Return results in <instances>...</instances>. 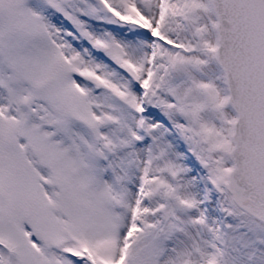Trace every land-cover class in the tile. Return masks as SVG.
Listing matches in <instances>:
<instances>
[{"label": "snow or ice", "instance_id": "6c2138e0", "mask_svg": "<svg viewBox=\"0 0 264 264\" xmlns=\"http://www.w3.org/2000/svg\"><path fill=\"white\" fill-rule=\"evenodd\" d=\"M0 264H264V0H0Z\"/></svg>", "mask_w": 264, "mask_h": 264}]
</instances>
